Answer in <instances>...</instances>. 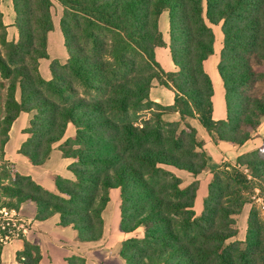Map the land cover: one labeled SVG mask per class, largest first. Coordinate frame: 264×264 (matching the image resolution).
Listing matches in <instances>:
<instances>
[{
    "label": "trees",
    "instance_id": "trees-1",
    "mask_svg": "<svg viewBox=\"0 0 264 264\" xmlns=\"http://www.w3.org/2000/svg\"><path fill=\"white\" fill-rule=\"evenodd\" d=\"M55 1L64 10L60 28L69 58L65 65L59 60L51 63L49 81L40 68L42 61L50 59ZM1 6L2 0L0 132L5 137L0 135V154L5 155L12 128L22 113H36L31 139L21 150L34 167L47 164L54 146L71 127L79 147L76 151L61 149L78 165L73 168L74 184L56 178L59 195L32 177L17 175V186L4 187L8 196L18 197L21 204H36L38 221L59 215L61 226L72 227L83 241H98L110 192L121 190L122 232L154 224L146 242L152 251L133 245L130 254L122 255L127 264H203L205 259H212L213 264L264 262L258 244L249 246V252L236 244L225 247L238 233L223 230L233 225L229 218L233 212H217L225 195L222 184L217 183L221 186L216 187L212 212L206 210L202 220L194 218L195 190L191 187L171 186L176 201L166 200L155 187L158 179L168 175L167 168L199 174L207 167L206 162H195L197 157L207 159V153L198 130L188 121H198L220 143L239 147L250 142L251 132L263 124L264 93L256 97L249 91L256 83L264 84V72L255 68L264 67V0H13L15 41L9 40ZM166 13L169 42L161 30ZM215 27H221L224 37L218 72L226 90L228 118L222 121L214 119L215 87L205 67L215 56ZM159 48L170 50L176 72H166L157 61ZM155 81L174 93L173 105L152 100ZM150 109L158 110L154 123L136 126L133 116ZM176 115L180 122L167 123L163 118ZM240 165L252 170V179L264 183V146L252 161ZM224 176L226 195L237 199L239 213L248 204L243 194L253 182L240 171H226ZM216 180L221 181L220 175ZM168 214L184 218L171 222ZM257 216L253 210L249 235L261 230ZM190 232L199 237L193 245L184 238ZM205 240L217 245L203 248L200 245ZM3 253L0 244V264H4ZM234 254L240 261L234 260ZM17 261L42 264L40 245L24 240ZM67 263L77 264L71 259Z\"/></svg>",
    "mask_w": 264,
    "mask_h": 264
},
{
    "label": "rangeland",
    "instance_id": "rangeland-1",
    "mask_svg": "<svg viewBox=\"0 0 264 264\" xmlns=\"http://www.w3.org/2000/svg\"><path fill=\"white\" fill-rule=\"evenodd\" d=\"M12 3L13 2L11 0H5L4 12L7 15H10V7ZM54 4L55 6L53 8V17L55 26L57 28H55L50 36V46L48 48L50 59L42 61L40 68L42 77L49 81L52 79L50 71L51 63L55 60H59L61 61V64L65 65L67 61H64V59H67L69 57L68 51L65 48V42L62 36V32L60 30V21L64 10L58 2L55 1ZM162 20V32L165 40L169 42V14L166 13ZM214 30L217 35V61H220L224 37L221 27H215ZM169 56L170 53H168L167 49H165L163 53L159 55L160 59L158 60L162 64L165 71L170 65L171 67L174 66L173 61L171 57L169 58ZM255 68L258 73L264 72V67L257 66ZM4 82L7 85L10 84L9 81ZM255 85L256 86L254 87V90L249 91V94L258 97L264 93V84L256 83ZM154 87V96L159 99V104L167 105L168 103H172L174 101L171 90L160 87L157 81H155ZM4 92L6 93L7 90H4ZM17 98L19 101L21 100L20 88L18 89ZM156 113H158V110L156 109L145 110L140 114L134 115L132 119L136 126H143V124L145 123L153 124L155 121L154 115ZM35 114L36 113H22L20 115L14 129L15 131H13L12 134L13 139H11L10 137V143H8L9 145L6 146L5 149V151H7L8 148L9 153H5L4 156L0 154V208L5 207L9 210H17L20 214V218L23 221L22 224H24L25 229L28 230V234L21 233L22 235L20 238L15 239L10 243L0 242V244L4 246V251L7 250V253H5L4 255V264H18L19 262L17 261L16 256L13 254L15 251V247L13 246L15 245V241H21L20 244H22L24 240L29 241L28 238L32 236L33 231V233L36 232V230L34 229L35 222L32 220L31 216H29V214H26V210H20L22 209L24 204L20 203V199L18 197L13 198L8 196L6 194V191L4 190V187L17 186V183L14 180L17 175L22 177H31V171H26L25 169L33 170V168H35L37 172L39 171V173L33 171L35 172V178L37 180L39 178L41 180H44V184L47 185V187H52L53 184H55L56 186L55 180L57 177H62L72 184H74L77 180L76 175L73 173V168H75L78 163L75 162L74 159H71V157L69 158V155H64L63 151L61 150L63 147L74 151L79 148L77 142L75 141L76 131L73 129V127L69 128L63 140L54 146V150L49 161L43 167H34L29 163L28 159L25 156L23 157V155L21 154V150L27 143H29L31 139L29 132L33 129L32 125L35 120ZM163 118L167 123L180 122V116L178 115L174 117ZM188 123L196 128V130H198L199 137L201 138L200 142L205 146L204 150L207 153V159L197 157L195 159V162L197 164L206 162L207 167L199 174H192L174 168H167L166 172L168 173V175L158 179L157 185L154 184L155 187L164 193V197L166 200L170 201L178 200L177 197H175L174 187L171 186L178 184L179 188L181 189L191 187L192 190H195L194 205L192 207V210L195 214L194 218L202 220L206 210L212 212L211 208L213 206V201H215V193L217 191L216 187L221 186L218 184H222L221 187L223 190H225L223 191L225 195L224 198L220 201V209L217 212L218 214H222L224 209L233 212V214L231 213L229 216L231 222H233V225L231 224L232 226L230 227V229L223 230L230 233L235 231L238 233L236 238L231 239L225 243V247L231 248L232 244H236V246L242 251L249 252L251 250L249 246L258 244L262 248L261 251L264 252V183L259 179H252V170H250L248 167H241L240 165L243 162L252 161L256 153L262 152L264 146V137L262 138V135L259 134V129L255 132H251L252 142L254 141L253 143L247 144L245 148L237 147L235 152H231V154L229 152L223 153V157H221V160H219L220 162L216 161L217 163H215L209 152L206 150V145L211 141L218 145V143H220L218 141V137L215 135L214 137L211 136L203 127L197 124L196 121L190 120L188 121ZM183 129H185V126L181 128V130ZM0 135L2 136V138L5 137L2 132H0ZM258 137H261L260 141H257ZM200 152V150H197L198 154H200ZM226 171L230 173H234V171H240L249 176V180L253 182L250 185V191H245V194H243L244 198L248 201V204H246L239 211V213H236L238 212V210H236L237 199L236 201H232L226 195V192L228 191V188L225 184L226 177L224 176ZM217 174L220 175L221 181H215ZM35 182L39 184V182L42 181ZM214 182L216 183V185L214 186V188H212ZM51 192L59 195V191L57 190V188H55ZM122 209L123 199L121 190L111 191L110 201L102 217L104 222L102 227L103 229L99 228L100 230L98 231V234L100 232L101 238L98 241H83L78 233L76 237L73 236V233L66 235L65 243L62 244L63 246L60 245L61 248H57L58 252H61L59 258L62 257L59 261L60 264H64L62 261L64 256L65 258L68 257L67 259H71V262L77 264H127L128 262L124 260L122 255L130 254L131 250H134L133 248H131L133 245L138 246L135 248L143 249L145 252L152 251L151 247H149L150 244H146V242L148 241L147 235L149 236V234L151 233L152 228H154V224L149 225V227L151 228H149L148 226H140L134 232L124 233L121 230L123 220ZM253 210L257 211V219L259 221V223L257 224L261 226V230L252 231V233L249 235L250 231L248 221ZM35 218L37 220V214ZM182 218L184 217L168 214V219L171 222L180 221ZM132 223L133 221L131 220L128 223L129 226H131ZM58 227L60 228V230H65L68 228L65 226H61V224ZM40 228L41 227H39V229ZM206 229L207 231L210 230L209 226H207ZM184 238L188 243L192 245V242L199 239L197 234H195L194 232H190L189 235L184 236ZM11 244L12 246H10ZM30 244L35 245L38 244V242ZM212 245L216 246L217 244L210 243L208 240H205L201 241L200 246L205 248ZM195 246H198V244H195ZM5 247L7 249H5ZM153 248L155 249V247ZM259 256L262 257L261 254H259ZM234 260L240 261L237 254H234ZM212 262V259H205L202 261L203 264H213ZM215 262L219 261L216 260ZM260 264H264L263 260H261Z\"/></svg>",
    "mask_w": 264,
    "mask_h": 264
},
{
    "label": "crops",
    "instance_id": "crops-1",
    "mask_svg": "<svg viewBox=\"0 0 264 264\" xmlns=\"http://www.w3.org/2000/svg\"><path fill=\"white\" fill-rule=\"evenodd\" d=\"M11 1L13 2V0H11ZM4 4H5V0H2L1 9H2V12L4 14L5 25L8 27L9 40L10 41H15L18 38V32H17V29L14 27V24H15V11H14V7H13V3L11 4V7H10V15H7L4 12ZM163 17H162V19H163ZM162 19H161V30H162V22H163ZM55 28H57V27H55ZM60 30H61V28H60ZM51 34L49 35V46H50V36H51ZM216 47H217V44H216ZM164 50L165 49H160V48L156 50V55H157V61L158 62H159L158 59H160L159 55H161ZM167 51H168V53H170L169 49H167ZM217 55H218V52H217V48H216L215 56L211 57L206 62L205 67H206L207 73L211 76V78L213 80V83H214V87H215V96H214V99H213V101H214V119L216 121H222V120H227V118H228V110H227L225 86H224L223 80L221 79V76H220V74L218 72L219 60L217 61V59H218ZM170 57H171V54H170L169 58ZM67 59H64V61L67 60ZM173 65H174V63H173ZM176 70L177 69H176L175 65L172 66V67L170 65L166 71L167 72H176ZM154 90H155V87L152 90L151 98H152L153 101L159 103L158 102L159 99L154 96ZM171 94L173 95V98H175L174 93L172 92ZM173 104H174V101L172 103H168L165 106H171ZM18 120L15 122V124H14V126L12 128V131H11V134H10L11 139H13L12 138L13 137L12 134H13V131H15L14 129L16 127V123L18 122ZM196 122H197V124H199L198 121H196ZM263 131H264V123L259 128V134L262 135V138L264 137V132ZM260 139H261V137H258L257 141H260ZM257 141H255V142H257ZM253 142L251 140L247 144L253 143ZM247 144L244 145V146H241V148H245L247 146ZM237 147H239V146L233 145L231 143H218V145H216L213 141H211V142H208V144L206 145V150L209 152V154L213 158V161H215V163H217L216 161L221 160V157H223V153L229 152L231 154V152H235ZM6 153H9L8 152V148H7ZM25 163H26V161H25ZM25 170L26 171H31V174L33 175V176L31 175V177L35 181H37V182L42 181V182H39V184H41L43 187L47 188V190L50 189L49 191H53L56 188L55 184H53V186H52L54 188L47 187V185L44 184L45 183L44 180H41L40 178L37 180L35 178L36 176L34 175L35 172H37V170L35 168H33V170H29V169H25ZM33 171H35V172H33ZM37 173H39V171ZM20 210L21 211L26 210V212H27L26 214L27 215L29 214V216H31L32 220L35 222L34 229L36 230V232L33 233L34 232L33 231L32 232V236H30L28 238V240L30 241V243L38 242V245H40V247L42 249V254H43L42 264H60L59 261H60V258H62V257L59 258V255H61V252H58V249H59L60 245L65 243L66 235L73 233V236L76 237L77 236V232L72 227L67 228L65 230L64 229L60 230V228L58 226L60 225L61 217L59 215H55L53 218H51L50 220L45 221V222L37 221L36 218H35L36 214H37V205L34 204V203H31V202L26 203V204L23 205L22 209H20ZM39 227H41V228L39 229ZM20 243H21V241H15V245H13L15 247V251H14L13 254L16 256V258H17V253L23 249V243L22 244H20ZM10 246H12V244ZM50 246H52L54 249L52 247H50ZM5 249H7V248L5 247ZM5 251L3 253V261H4V255H5V253H7V250H5ZM67 251H68V249H67ZM67 258L68 257L65 258V256H64V258L62 259L64 264H68L67 260H66Z\"/></svg>",
    "mask_w": 264,
    "mask_h": 264
},
{
    "label": "built area",
    "instance_id": "built-area-1",
    "mask_svg": "<svg viewBox=\"0 0 264 264\" xmlns=\"http://www.w3.org/2000/svg\"><path fill=\"white\" fill-rule=\"evenodd\" d=\"M22 222L17 210H9L5 207L0 208V242L10 243L20 238L23 233L28 234V230L25 229Z\"/></svg>",
    "mask_w": 264,
    "mask_h": 264
}]
</instances>
